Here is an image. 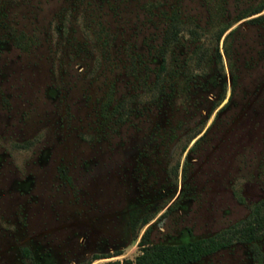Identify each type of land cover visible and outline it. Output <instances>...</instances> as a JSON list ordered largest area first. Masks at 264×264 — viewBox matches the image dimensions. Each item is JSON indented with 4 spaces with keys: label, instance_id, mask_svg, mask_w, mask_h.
<instances>
[{
    "label": "rangeland",
    "instance_id": "1",
    "mask_svg": "<svg viewBox=\"0 0 264 264\" xmlns=\"http://www.w3.org/2000/svg\"><path fill=\"white\" fill-rule=\"evenodd\" d=\"M263 2L0 0V264L134 259L148 227L178 243L245 218L264 199V8L244 14ZM255 243L187 264H264Z\"/></svg>",
    "mask_w": 264,
    "mask_h": 264
},
{
    "label": "trees",
    "instance_id": "2",
    "mask_svg": "<svg viewBox=\"0 0 264 264\" xmlns=\"http://www.w3.org/2000/svg\"><path fill=\"white\" fill-rule=\"evenodd\" d=\"M264 8V2L249 10L244 16L252 15L260 12ZM263 15V14H260ZM260 18L256 16L254 19ZM183 20L178 14L171 18L170 28L168 30V37L170 42L179 40V32ZM232 23H224L217 32V39H219ZM229 30L225 36L229 34ZM188 33L195 37L197 30L192 27L188 29ZM158 57L160 64L156 72V84H159L164 76L166 66L165 48L158 50ZM198 131L193 135V138L200 133ZM202 133L195 141L203 137ZM148 222L147 218H143L142 225ZM149 227L144 230L139 239L141 252L132 258H124L122 260H109L100 264H187L201 260L204 256L212 254L213 252L231 245L234 242H243L251 244V252L255 258H260L261 252L255 241L264 233V199L253 204L250 213L238 222L229 225L218 232L196 239H190L178 243L168 242H152L148 240ZM107 256V255H105ZM100 256H94L97 258ZM81 264V263H79Z\"/></svg>",
    "mask_w": 264,
    "mask_h": 264
},
{
    "label": "flooded vegetation",
    "instance_id": "3",
    "mask_svg": "<svg viewBox=\"0 0 264 264\" xmlns=\"http://www.w3.org/2000/svg\"><path fill=\"white\" fill-rule=\"evenodd\" d=\"M111 255H107V256H100V257H110ZM97 258H99V257H97ZM40 264H42V262L40 263Z\"/></svg>",
    "mask_w": 264,
    "mask_h": 264
}]
</instances>
